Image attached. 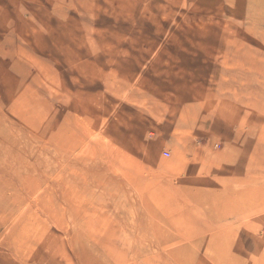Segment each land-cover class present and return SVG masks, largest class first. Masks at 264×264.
Masks as SVG:
<instances>
[{
	"label": "rangeland",
	"instance_id": "1",
	"mask_svg": "<svg viewBox=\"0 0 264 264\" xmlns=\"http://www.w3.org/2000/svg\"><path fill=\"white\" fill-rule=\"evenodd\" d=\"M242 88L264 0H0V264H264V210L205 202L264 184Z\"/></svg>",
	"mask_w": 264,
	"mask_h": 264
},
{
	"label": "bare ground",
	"instance_id": "2",
	"mask_svg": "<svg viewBox=\"0 0 264 264\" xmlns=\"http://www.w3.org/2000/svg\"><path fill=\"white\" fill-rule=\"evenodd\" d=\"M251 86V85H250ZM242 92H243V97H245L246 95H247V97H249L250 98V100H251V102H253L255 105L257 104V103H259V105H256V108L258 107V108H260V109H262V108H264V99H263V97L262 98H258V94H261L260 92H258L257 90H255L254 89V91L251 89V90H245V88H242V89H240ZM201 94V93H200ZM200 94H198L199 96H200ZM192 95V94H191ZM190 95V96H191ZM197 95V94H196ZM202 95H203V93H202ZM205 95V94H204ZM207 95V94H206ZM199 96H197L198 98H201V97H199ZM212 96V95H211ZM210 97V96H209ZM241 97V96H240ZM246 97V98H247ZM204 98V97H203ZM240 99H242L243 101H244V99L245 98H240ZM247 102H249V101H247ZM253 104V105H254ZM254 108H255V106H254ZM263 149V148H262ZM259 150V149H258ZM257 152V151H256ZM259 153V152H258ZM256 158V157H255ZM264 158V157H263ZM259 160H261V159H259ZM252 162V161H251ZM260 164V163H259ZM256 165V164H255ZM242 165H240L239 167H240V169H242V167H241ZM253 166V165H252ZM205 169V168H204ZM242 171V170H241ZM209 176V175H208ZM206 177V176H205ZM213 177V176H212ZM236 177V176H235ZM207 178V177H206ZM232 178H233V176H232ZM246 178V177H245ZM241 179V178H240ZM247 179V178H246ZM208 180V179H207ZM264 180V179H263ZM235 182H236V178H235ZM203 183V182H202ZM206 183V182H205ZM237 183V182H236ZM240 183V182H239ZM244 184H245V182H243ZM248 183V182H247ZM258 185V184H257ZM239 186V185H238ZM239 187H245V186H239ZM237 188V187H236ZM197 189V188H196ZM196 189H195V191H196ZM199 189V188H198ZM193 190H194V188H193ZM215 190V189H214ZM217 190V189H216ZM233 190H235V187H234V189ZM238 190H242V189H238ZM238 190L234 193V192H232V191H222L221 189H220V191L218 190L217 192L215 191H213V192H211L210 190V192H209V195H208V191L206 192L207 193V196L205 197V202L206 203H208V204H210L211 206V209H215V210H217V212L218 213H224L225 215H226V213L228 214V213H233L232 214V216H234L235 215V217H233V219H235V220H237V219H242V218H244L245 216H249V215H253V214H255V213H257L258 212V210H260V211H263L264 210V184H259L257 187H253V188H251L249 191H245V192H240V193H238ZM205 192V191H204ZM199 193V192H198ZM200 193H201V190H200ZM203 193V192H202ZM204 195H205V193H203ZM198 194H196V196H197ZM196 198V197H195ZM197 198H198V196H197ZM190 200V199H189ZM196 200V199H195ZM202 203H203V201H202ZM257 204H259V206H257ZM204 205V204H203ZM202 205V206H203ZM255 206L256 205V207H259L257 210L256 209H253V210H251V211H248L247 213L245 212V209L246 208H249V207H251V206ZM252 209V208H251ZM246 210H248V209H246ZM186 211V210H185ZM185 211L183 212V213H185ZM189 211V210H188ZM213 211V210H212ZM183 213H181V214H183ZM215 213V212H214ZM203 214V213H202ZM186 215H188V216H190L189 215V213L188 214H186ZM184 216V215H183ZM194 216V215H193ZM197 216V215H196ZM206 216V215H205ZM181 217V216H180ZM192 217V216H191ZM195 217V216H194ZM194 217H193V219H194ZM197 218V217H196ZM195 218V219H196ZM177 219H178V217H177ZM183 219V218H182ZM187 219H188V217H187ZM192 219V218H191ZM202 219V218H201ZM190 220V219H189ZM192 221H194V220H192ZM185 222L187 223V220L186 221H184V225H186L185 224ZM182 223V222H181ZM189 223V222H188ZM187 223V225L188 226H191V224H188ZM197 223V222H196ZM179 224H180V222H179ZM198 224V223H197ZM196 224V225H197ZM205 225H207L206 223H205ZM217 225V224H216ZM209 226H211L210 225V223H209V225L207 226V227H209ZM213 226V225H212ZM211 226V227H212ZM174 227V226H173ZM186 227V226H185ZM195 227V226H194ZM200 226H198V228H199ZM179 228H181V227H179ZM189 228V227H188ZM213 228V227H212ZM176 229V228H175ZM178 229V228H177ZM184 229V228H183ZM186 229H187V227H186ZM192 229H195V228H192ZM216 229V228H215ZM217 230V229H216ZM223 230L224 229H222V231H220V232H223ZM177 231V230H176ZM179 231V230H178ZM187 231V230H186ZM190 231V230H189ZM226 230H224V232H225ZM180 232V231H179ZM184 232V231H183ZM194 232V231H193ZM193 232H192V234H193ZM227 233H228V231H226ZM191 234V233H190ZM184 235V234H183ZM182 235V236H183ZM201 235V234H200ZM199 235V236H200ZM213 235V233L211 234V236ZM218 235V234H217ZM221 235V234H220ZM217 236V239H221V236L223 235H221V236ZM225 235V234H224ZM224 235L222 236V237H224ZM190 236V235H189ZM209 236V235H208ZM185 236H183V238H184ZM191 237H192V235H191ZM182 238V239H183ZM189 239H191V238H189ZM208 239V238H207ZM213 239V238H212ZM225 239V238H224ZM209 240V239H208ZM215 242V241H214ZM196 243H200V241H198V242H196ZM199 245V244H198ZM203 245V244H202ZM219 245V244H218ZM200 246V245H199ZM198 246V247H199ZM210 246V245H209ZM215 246V245H214ZM236 246V245H235ZM237 247H238V245H237ZM212 248V247H211ZM214 248H216V249H219V251H220V258L217 260V261H215L216 263H214V264H234L235 263V260H237L236 258H237V256H235L232 252H231V249H230V246H228L227 244H224V245H220L219 247L216 245ZM183 249H185V247H181V248H179V249H177L176 251H174V254H178L179 252H181ZM239 249V248H238ZM185 250H187V249H185ZM186 252H189V251H186ZM239 253V252H238ZM237 253V254H238ZM184 254V253H183ZM182 254V255H183ZM186 254V253H185ZM190 254V252L188 253V255ZM193 255H195L194 253H192ZM239 255V254H238ZM241 255V254H240ZM181 256V255H180ZM189 256H191V254L189 255ZM181 260V259H180ZM182 260H184V259H182ZM185 260H186V258H185ZM190 260V259H189ZM193 260H194V258H193ZM192 261V260H191ZM188 263V262H187ZM182 264H185V263H183L182 262Z\"/></svg>",
	"mask_w": 264,
	"mask_h": 264
}]
</instances>
